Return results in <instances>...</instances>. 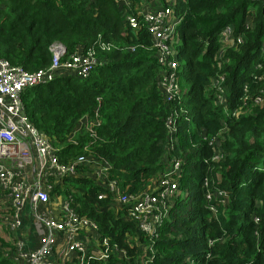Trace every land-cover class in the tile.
I'll return each instance as SVG.
<instances>
[{
    "label": "trees",
    "instance_id": "1",
    "mask_svg": "<svg viewBox=\"0 0 264 264\" xmlns=\"http://www.w3.org/2000/svg\"><path fill=\"white\" fill-rule=\"evenodd\" d=\"M131 1L128 11L117 0H0V58L12 66L28 73L50 67L55 44L66 58L94 49L102 62L88 79L62 77L23 94L25 114L61 163L92 156L108 166V181L135 196L181 161L180 195L155 239L93 179L66 178L56 193L118 250L103 264H264V0H176L181 91L170 102L136 10L142 0ZM152 1L157 10L168 0ZM228 26L242 43L225 49ZM221 77L224 104L214 86ZM245 104L253 112L233 119ZM182 107L172 153L167 120ZM85 117L97 125L75 132ZM6 243L0 237V264H17Z\"/></svg>",
    "mask_w": 264,
    "mask_h": 264
},
{
    "label": "built area",
    "instance_id": "2",
    "mask_svg": "<svg viewBox=\"0 0 264 264\" xmlns=\"http://www.w3.org/2000/svg\"><path fill=\"white\" fill-rule=\"evenodd\" d=\"M117 2L128 11L133 7L131 0ZM152 4V0L148 4L142 0L136 10L142 15L156 59L163 67L160 87L170 102L181 91L176 45L183 19L175 12L176 0H168L167 6L157 10H153ZM127 21L133 30L139 29L136 17L129 16ZM221 43L225 49L232 48L241 44L242 38L235 37L234 28L228 26L221 32ZM101 47L103 50L110 49L105 44ZM51 50L53 59L50 67L36 73L25 72L0 58V237L9 245L5 248L7 255L17 264L107 263L113 246L107 239L100 238L96 225L81 217L69 200L56 193V188L63 186L66 178L95 180L114 195L117 206H130L128 219L137 222L140 231L155 239L180 195L178 177L181 161L176 157L171 168L156 184L135 196H126L115 182L108 181V166L92 156L83 155L70 163H61L53 142L38 131L25 114L23 94L29 88L62 77L88 79L102 62L94 49L67 58L66 49L61 44L53 45ZM224 80L221 77L214 82L220 91L218 104L225 103ZM255 102L262 104L260 98ZM245 106L234 111L231 117L238 119L253 112L252 108ZM183 113L184 107L167 120L172 153L176 150L175 144H178L177 119ZM96 125V121L85 117L75 132L92 130ZM215 143L211 141L209 144L214 146ZM105 198L107 195L101 193L99 199ZM117 255L126 257L125 252H118Z\"/></svg>",
    "mask_w": 264,
    "mask_h": 264
},
{
    "label": "rangeland",
    "instance_id": "3",
    "mask_svg": "<svg viewBox=\"0 0 264 264\" xmlns=\"http://www.w3.org/2000/svg\"><path fill=\"white\" fill-rule=\"evenodd\" d=\"M184 81H185V80L183 79L182 82L184 83ZM191 192H193V190H191ZM7 246H9V245H7Z\"/></svg>",
    "mask_w": 264,
    "mask_h": 264
},
{
    "label": "crops",
    "instance_id": "4",
    "mask_svg": "<svg viewBox=\"0 0 264 264\" xmlns=\"http://www.w3.org/2000/svg\"><path fill=\"white\" fill-rule=\"evenodd\" d=\"M150 2V0H148L147 2H146V4H148Z\"/></svg>",
    "mask_w": 264,
    "mask_h": 264
}]
</instances>
